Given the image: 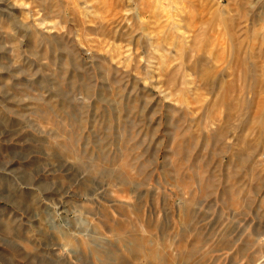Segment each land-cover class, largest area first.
Returning <instances> with one entry per match:
<instances>
[{
	"label": "rangeland",
	"instance_id": "obj_1",
	"mask_svg": "<svg viewBox=\"0 0 264 264\" xmlns=\"http://www.w3.org/2000/svg\"><path fill=\"white\" fill-rule=\"evenodd\" d=\"M0 264H264V0H0Z\"/></svg>",
	"mask_w": 264,
	"mask_h": 264
},
{
	"label": "bare ground",
	"instance_id": "obj_2",
	"mask_svg": "<svg viewBox=\"0 0 264 264\" xmlns=\"http://www.w3.org/2000/svg\"><path fill=\"white\" fill-rule=\"evenodd\" d=\"M141 13V12H140ZM141 16V15H140Z\"/></svg>",
	"mask_w": 264,
	"mask_h": 264
}]
</instances>
